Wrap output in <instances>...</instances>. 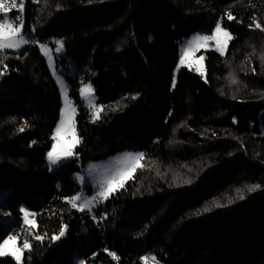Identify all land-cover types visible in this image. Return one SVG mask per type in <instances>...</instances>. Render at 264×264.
Returning <instances> with one entry per match:
<instances>
[{"label":"trees","instance_id":"trees-1","mask_svg":"<svg viewBox=\"0 0 264 264\" xmlns=\"http://www.w3.org/2000/svg\"><path fill=\"white\" fill-rule=\"evenodd\" d=\"M23 19L29 43L0 52V241L31 249L0 264H264V0H25ZM217 23L225 53L175 74L181 43ZM57 41L79 142L50 171L61 101L38 45ZM120 151L143 167L94 216L73 208L75 175Z\"/></svg>","mask_w":264,"mask_h":264},{"label":"snow or ice","instance_id":"snow-or-ice-1","mask_svg":"<svg viewBox=\"0 0 264 264\" xmlns=\"http://www.w3.org/2000/svg\"><path fill=\"white\" fill-rule=\"evenodd\" d=\"M24 3L25 0H10V3H8L7 0H0V52H4L7 49H19L24 44L29 43V40L26 38L24 33V19H23ZM12 10L16 11L17 15L10 16L9 12ZM227 15H228V19H235V17H233L230 13ZM255 27L257 29H261L262 31H264V28H262L259 23H256ZM221 33L223 34V37L225 39L223 41L222 46L218 48V50L221 51V54H223V50L227 46L228 40H231L232 37L230 33L222 29L219 23L216 24V28L212 35L195 37L193 41L188 42L187 48H191L195 41L207 42V41L215 40L217 44H221V41L218 39V35ZM56 43L58 45V47L56 48V52H60L63 49V42L57 41ZM41 48L42 50H44L45 55L49 56V60H51L52 59L51 53L49 52V50H47L46 46L41 45ZM201 59H203V57H201ZM0 63H2V61H0ZM181 63H184L183 56L181 57ZM80 94L84 99L88 100L90 106H94L92 104L94 89L90 84H85L80 89ZM102 110H103L102 107L97 109V118H98V112ZM74 113H75L74 107H71L68 112L62 110V119L60 121V124L56 128L57 134H59L62 129H65V134L69 136L72 147L75 146V143L79 142L78 140L75 141L71 140V137L75 135L74 118H73ZM23 130H24L23 128L20 129V131ZM52 139L56 142L53 143L52 148L47 155L50 165L56 166L60 164L62 160L67 159L68 157L72 156L74 153L72 152L71 148H67L63 151H58V147H57L59 143L58 136L54 135ZM125 159L127 161L132 162L128 168L123 170H117L116 174L109 176L103 183L99 185L96 194L93 195L91 198L82 195H77L70 198L68 202L72 204V207L78 208L80 211H86V210L91 211L94 202H100L101 199L107 200L113 193H115L118 190V188H123L125 182L128 179L132 178L133 173L139 167H143V165L139 163L140 160L143 159V153L137 155L128 154ZM81 179L83 181V178ZM257 187L259 186L258 185L251 186L249 188V191H254ZM240 198L243 199V196H241ZM78 201H83V202L78 203ZM20 211L24 213L23 223L26 226L25 233H28L29 229L37 227L34 221L28 219L29 215H34V214L29 213L24 208H21ZM204 211H208V209L205 208ZM22 235H23L22 233L9 234L7 235L6 238L0 241V256L14 255L17 261H19L20 253H22L23 250L25 249L28 250L31 249V244L29 240L22 239ZM64 235H65V229L62 228L59 235L54 237V239H59ZM34 238L36 240L43 239V237L40 235H34ZM10 244L15 246V251H9L8 246ZM112 255L113 258H116L114 254ZM142 259L147 264L149 257H143ZM151 259L155 260V257H152ZM80 264H83V262H80Z\"/></svg>","mask_w":264,"mask_h":264},{"label":"rangeland","instance_id":"rangeland-1","mask_svg":"<svg viewBox=\"0 0 264 264\" xmlns=\"http://www.w3.org/2000/svg\"><path fill=\"white\" fill-rule=\"evenodd\" d=\"M215 28H216V26L214 27V29L211 33H196V34L192 35L189 39H187L181 43L180 48H179V50H180L179 61H178V64H177V67L175 70V74H177L179 69L182 67H185L189 70H193L194 72H196L197 74H200V75L204 74L205 52L208 50H214L216 52L221 53V51H219L218 48H220L222 46L223 41L225 39L223 37V34L221 33L218 35V39L221 41V44H217L215 40L207 41V42L195 41L191 48H187V44L189 41H193L194 38L197 36L212 35L214 33ZM228 42H229V40H228ZM228 42H227V46H228ZM27 44H24L19 49H7L5 51H13V52L20 51ZM41 45H44V44H39L38 47H39L41 54L44 57L47 65H48L49 71L51 72V74H52V76H53V78L57 84V87L59 90V95H60V101H61L59 120H58V122L54 128L53 136L54 135L58 136V140H59V143L57 145L58 151H63L67 148H71L72 152L74 153V149L78 145V143H75V146L72 147V144L70 143L69 136L65 134V129H62L59 134L56 133V128L58 127V125L60 124V121L62 119V110L65 112H68L71 107L75 108L71 99L69 98V87H68L66 80L64 79V77L62 75L63 70L58 69L57 65L55 63L54 53L57 54V53H60L61 51L56 52V48L53 51V50H51V48L48 45H45L47 50H49V52L51 53V56H52V59L49 60V56L45 55V52H44V50H42ZM227 46L224 48L223 54L225 53ZM182 56L184 59V63H181V57ZM201 57H203V59H201ZM65 72L69 75H72L74 72V66L73 65L69 66L68 68H66ZM94 100H95V96L92 97V104H93ZM84 101L87 104H89L88 100L84 99ZM75 115H76V109H75V113L73 116V118H74V129H75ZM71 140L72 141L78 140L77 135H76V129H75V135L71 137ZM55 142L56 141L53 140V143H55ZM105 150L106 149H104L102 152H104ZM48 152L46 153V161L48 163L50 171H53L54 169H56L61 163L70 161L75 157V155L73 154L72 156L68 157L67 159L62 160L60 164H58L56 166H52V165H50L49 160H48V155H47ZM140 153L141 152H136V151H120V152H117L115 154L109 155V156L104 157V158H99L96 160L89 161L87 164H85L83 166L81 171L75 175V181H76L77 185L79 186V192L75 196L82 195V196L91 198L93 195L96 194L99 185L101 183H103L109 176L116 174L117 170H123V169H126L130 166V164L132 162L127 161L125 159L128 154L137 155ZM139 163L141 164V160ZM81 178H83V181ZM119 189H121V188H118V190ZM105 201L106 200L101 199L100 202H94L92 210L91 211L86 210L85 212H89L94 216L93 210L100 203H103ZM82 202L83 201H78V203H82ZM25 210H27V209H25ZM27 211L31 214H34L33 212H31L29 210H27ZM22 219L24 220V213H22ZM28 219L35 222V215H29ZM35 224H36V222H35ZM8 248H9V251H15V246H13L11 244L8 246ZM10 256H12L15 260H17L14 255H10ZM21 259H22V253H20V260L18 262H20ZM145 264H146V262H145ZM147 264H158V263L155 260H152L151 258H149V260L147 261Z\"/></svg>","mask_w":264,"mask_h":264}]
</instances>
